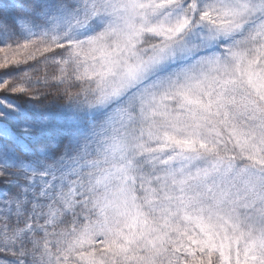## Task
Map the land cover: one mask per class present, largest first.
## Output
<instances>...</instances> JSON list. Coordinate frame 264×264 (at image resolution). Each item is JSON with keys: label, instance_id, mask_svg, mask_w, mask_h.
<instances>
[{"label": "snow or ice", "instance_id": "obj_1", "mask_svg": "<svg viewBox=\"0 0 264 264\" xmlns=\"http://www.w3.org/2000/svg\"><path fill=\"white\" fill-rule=\"evenodd\" d=\"M0 70V264H264V0H0Z\"/></svg>", "mask_w": 264, "mask_h": 264}, {"label": "trees", "instance_id": "obj_2", "mask_svg": "<svg viewBox=\"0 0 264 264\" xmlns=\"http://www.w3.org/2000/svg\"><path fill=\"white\" fill-rule=\"evenodd\" d=\"M54 100V98H52ZM50 101H45V103H49Z\"/></svg>", "mask_w": 264, "mask_h": 264}, {"label": "rangeland", "instance_id": "obj_3", "mask_svg": "<svg viewBox=\"0 0 264 264\" xmlns=\"http://www.w3.org/2000/svg\"><path fill=\"white\" fill-rule=\"evenodd\" d=\"M3 70H0V72H2Z\"/></svg>", "mask_w": 264, "mask_h": 264}]
</instances>
